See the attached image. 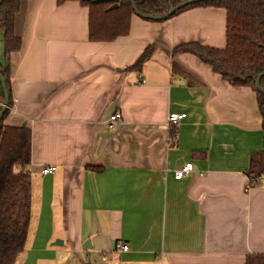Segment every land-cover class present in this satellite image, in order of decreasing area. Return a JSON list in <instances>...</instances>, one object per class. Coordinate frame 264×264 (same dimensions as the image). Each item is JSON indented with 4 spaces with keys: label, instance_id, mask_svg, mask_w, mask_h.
<instances>
[{
    "label": "crops",
    "instance_id": "crops-1",
    "mask_svg": "<svg viewBox=\"0 0 264 264\" xmlns=\"http://www.w3.org/2000/svg\"><path fill=\"white\" fill-rule=\"evenodd\" d=\"M88 21L77 0H21L14 17L21 45L9 56L3 125L31 132V217L15 264L264 256V179L247 189L250 157L264 151L255 93L174 54L189 44L224 48L226 12L194 8L162 22L133 15L112 42L89 41ZM147 48L142 68L126 71ZM170 113L187 118L167 129ZM187 162L195 172L174 180ZM45 166L57 171L42 176ZM117 241L130 251L116 253Z\"/></svg>",
    "mask_w": 264,
    "mask_h": 264
},
{
    "label": "trees",
    "instance_id": "trees-1",
    "mask_svg": "<svg viewBox=\"0 0 264 264\" xmlns=\"http://www.w3.org/2000/svg\"><path fill=\"white\" fill-rule=\"evenodd\" d=\"M20 1L5 0L0 6V30L3 32L6 59V68H1L0 71L9 96V56L17 52L21 45V40L14 35V17ZM66 1L68 0H57V3ZM77 1L89 13V41L112 42L128 34L130 20L134 15L129 0H102L96 3L89 0ZM184 1L186 0H133L138 12L146 16H162ZM114 6L117 8L110 10ZM207 7L221 8L226 12L225 47L216 49L189 44L176 48L174 54H192L229 85L250 88L255 93L264 136V93L256 89L255 83V79L260 77L259 87L264 90V0L199 2L179 9L170 18L190 9ZM151 52L152 48H147L134 65L125 70H140ZM171 69L175 71L176 65L172 64ZM0 97L3 98L1 86ZM11 105L10 98L0 122V264H15L24 251L31 217V177L27 171L31 164V132L25 127L3 125ZM1 109L0 105V112ZM93 170L103 171L98 168ZM247 178V189L264 179V151L256 152L250 157ZM244 264H264V256L249 255Z\"/></svg>",
    "mask_w": 264,
    "mask_h": 264
},
{
    "label": "water",
    "instance_id": "water-1",
    "mask_svg": "<svg viewBox=\"0 0 264 264\" xmlns=\"http://www.w3.org/2000/svg\"><path fill=\"white\" fill-rule=\"evenodd\" d=\"M4 1L5 0H0V6L3 4ZM89 1H94L96 3V2H100L102 0H89ZM105 1H112V0H105ZM208 1H214V0H186V1L182 2V3H180L179 5L170 8V10L166 14H164L162 16H146V15H143L140 12H138V10L135 7V4H134L133 0H129L135 16H137L139 18L150 19L152 21H165V20L169 19L176 11H178L179 9H181L183 7H186L188 5H192V4H195V3H199V2H208ZM115 8H117V7L114 6V7L110 8V10L115 9ZM2 33L3 32L0 30V69L1 68L5 69L6 68V59H5V56H4V43H3V40H2ZM259 78L260 77H257L255 79L256 89L258 91L264 93V90H262L259 87ZM0 86H1L2 94H3V103L1 105L2 109H1V112H0V122H1V119L3 117V114H4L5 110L8 107V103H9V99H10V96H9V93H8L4 78H3L2 74H1V71H0ZM57 245H60V244L59 243H55V246H57Z\"/></svg>",
    "mask_w": 264,
    "mask_h": 264
},
{
    "label": "built area",
    "instance_id": "built-area-1",
    "mask_svg": "<svg viewBox=\"0 0 264 264\" xmlns=\"http://www.w3.org/2000/svg\"><path fill=\"white\" fill-rule=\"evenodd\" d=\"M140 83H144L141 81ZM187 118L186 113H170L166 123L165 127L167 129H174L176 128L182 121H184ZM120 119V115L115 113L111 118H110V125L109 127L112 128L113 125L117 124L118 120ZM57 171L55 166H45L42 167L41 170V175L42 176H51L55 174ZM195 172V167L193 163L187 162L185 163L180 169L175 170L172 174V177L176 181H181L184 180L185 178L191 176ZM114 251L118 254H125L130 251V246L129 244L122 242V241H117L114 245Z\"/></svg>",
    "mask_w": 264,
    "mask_h": 264
},
{
    "label": "rangeland",
    "instance_id": "rangeland-1",
    "mask_svg": "<svg viewBox=\"0 0 264 264\" xmlns=\"http://www.w3.org/2000/svg\"><path fill=\"white\" fill-rule=\"evenodd\" d=\"M2 103H3V98L1 99V97H0V105H2Z\"/></svg>",
    "mask_w": 264,
    "mask_h": 264
}]
</instances>
